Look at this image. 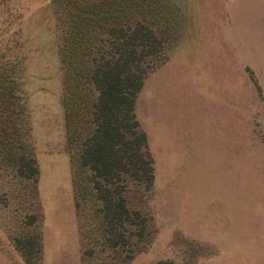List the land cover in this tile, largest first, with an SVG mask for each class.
Returning <instances> with one entry per match:
<instances>
[{
    "label": "rangeland",
    "instance_id": "1",
    "mask_svg": "<svg viewBox=\"0 0 264 264\" xmlns=\"http://www.w3.org/2000/svg\"><path fill=\"white\" fill-rule=\"evenodd\" d=\"M147 5L161 40L136 65L133 114L150 175L137 162L103 187L75 157L80 98L94 91L65 87L58 7L0 0V54L22 61L36 164L21 183L0 166V264H264V0ZM95 185L121 199L120 219L103 215Z\"/></svg>",
    "mask_w": 264,
    "mask_h": 264
},
{
    "label": "trees",
    "instance_id": "2",
    "mask_svg": "<svg viewBox=\"0 0 264 264\" xmlns=\"http://www.w3.org/2000/svg\"><path fill=\"white\" fill-rule=\"evenodd\" d=\"M53 1L63 23L58 51L65 87L71 85L68 83L74 78L81 87L90 85L94 91L90 101L80 98L83 109L87 102L89 104L83 110L86 119L79 126L75 153L79 167L90 173L83 179H100L104 187L113 175H119V170L124 171L127 165L137 162L142 175L149 178L151 169L142 158L147 156L145 135L137 127L133 103L141 85L136 65L144 55L153 52L161 40L153 36L149 26L153 9L148 8V0ZM129 27L131 31L126 33L124 29ZM103 36H113L118 41L113 51L100 49L98 45ZM134 44H140L139 50H135ZM22 70L21 58L14 55L3 59L0 54V166L18 183L32 180L31 176L36 174ZM64 104L68 144L74 140V128L68 103ZM93 187L98 190L95 198L103 215L112 219L119 215L120 219L125 213L121 199L112 200L108 188Z\"/></svg>",
    "mask_w": 264,
    "mask_h": 264
}]
</instances>
